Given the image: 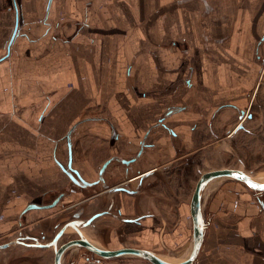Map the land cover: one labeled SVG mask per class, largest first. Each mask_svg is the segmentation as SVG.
Masks as SVG:
<instances>
[{"label":"crops","instance_id":"crops-1","mask_svg":"<svg viewBox=\"0 0 264 264\" xmlns=\"http://www.w3.org/2000/svg\"><path fill=\"white\" fill-rule=\"evenodd\" d=\"M262 90L264 0H0V244L22 233L49 240L77 211L85 219L105 210L118 186L93 191L88 180L110 157L144 147L140 166L156 174L148 182L160 177L164 186L141 188L135 210L154 217L137 225L105 214L82 231L99 247L184 261L193 249L192 193L164 171L189 158L195 173L239 169L264 183ZM244 109L253 110L252 133L233 131ZM108 171L113 181L118 170ZM61 193L54 207L26 210ZM260 201L264 191L212 180L202 191L205 235L192 264H264ZM70 232L62 242L76 237ZM88 252L73 247L62 264H88ZM102 264L153 263L124 254Z\"/></svg>","mask_w":264,"mask_h":264},{"label":"water","instance_id":"water-1","mask_svg":"<svg viewBox=\"0 0 264 264\" xmlns=\"http://www.w3.org/2000/svg\"><path fill=\"white\" fill-rule=\"evenodd\" d=\"M172 112V110L168 111V113ZM75 126L72 127V129L68 132V145H69V168L71 169L72 164V149H71V133ZM142 150H140L141 152ZM112 158L107 159L101 168L99 169V174L103 173L107 165L110 163ZM66 173L70 176V178L75 183H80L79 180L73 175V173L70 170H67L64 168ZM73 171L76 172V170L73 169ZM218 178H227V179H234L237 181L242 182L246 187L250 188L251 190L256 191L257 193L264 191V183L258 182L250 177V175L239 169H232V168H226V169H218L213 170L209 172L203 173L200 178L198 179L197 183L194 186V189L192 191L191 201H190V215L192 217L193 221V236H194V245L193 249L187 259H185L182 262L179 263H171L166 261L165 259L161 258L160 256L156 255L154 252L147 248L143 247H134V246H122L118 248H109V247H99L92 243L88 238L84 236V233L82 231V228L90 225L94 220H96L98 217L103 216L105 214H109V212L106 211H100L94 213L91 217L88 219H81L80 218V211H77L74 214L73 219L65 222L64 224L58 225L56 228V233L54 234L52 240L49 242V240H44L39 237L26 235L25 239H21V237H17L13 241L5 242L3 244H0V249L7 248L14 243L20 244L23 247L26 248H52L53 249V264H62V258L66 251L73 247H84L89 252H92L96 254L97 256H100L102 258H110V257H117L124 254H131L140 256L144 259H147L153 264H192L202 247V243L204 240L205 235V227L206 223L203 218V214L201 211V197H202V191L203 189L214 179ZM84 184H88L86 181H84ZM90 184V183H89ZM123 188L116 187L112 189L114 192L119 191ZM112 191V192H113ZM63 193L59 194L51 203L45 204V205H38L35 203H31L27 206L26 210L31 208H51L54 207L62 198ZM261 206H263V202L260 201ZM69 231H73L77 234L76 237L70 238L67 241L62 242V238L68 234Z\"/></svg>","mask_w":264,"mask_h":264},{"label":"flooded vegetation","instance_id":"flooded-vegetation-1","mask_svg":"<svg viewBox=\"0 0 264 264\" xmlns=\"http://www.w3.org/2000/svg\"><path fill=\"white\" fill-rule=\"evenodd\" d=\"M252 109L251 110L244 109L238 112L237 122L235 124L233 131L252 133V131H250L249 128L247 127V122L253 119ZM140 150L142 151L140 152ZM144 150L145 149L143 147L133 154L131 153L126 156L110 157L112 159L105 168V170L103 171V173L101 174V176L99 174V169L103 164L98 166L96 178L94 180L88 181L90 183V186L93 188V191L99 189V186H105L107 184L111 186H118L120 188H123L119 190V192L117 193L116 201L105 209L109 212L112 218L117 219L122 223L142 225L144 219L154 217L155 214L153 212H146L140 214L136 213L135 210L136 206H138V203L141 199L140 197L142 191L141 188L143 189L147 188L152 190L156 186H164L162 183V179L160 177H157L158 182L156 181L153 183L148 182L149 178L156 174H155V170L151 168L146 169L140 166V155ZM233 157L236 159L239 165H242L244 163L243 158L238 153H234ZM112 165L117 168L118 175L113 181H107L103 174L107 169H110ZM192 168L195 171L194 162L191 161L189 158H186L180 161L179 163H177L176 165L169 167L164 172L167 175H171V173H176L178 175V173H180L188 177L189 172ZM196 174L198 175V178H200V176L202 175V169H197ZM75 188L76 187L74 185L72 189L75 190ZM117 204H119L120 206ZM105 210H101V211H105ZM94 213L87 216L85 219H88ZM58 225L59 224L56 223V227ZM23 237H25L24 233H22L21 239H23ZM84 259L88 264H102L106 258H102L92 252H88L87 255L84 256ZM24 261L30 262V260H24Z\"/></svg>","mask_w":264,"mask_h":264},{"label":"rangeland","instance_id":"rangeland-1","mask_svg":"<svg viewBox=\"0 0 264 264\" xmlns=\"http://www.w3.org/2000/svg\"><path fill=\"white\" fill-rule=\"evenodd\" d=\"M262 93H263L262 94L263 98H261V101L264 102V91ZM197 178H198V175L195 173L193 168L190 170L188 177L180 173H178L177 175L178 184L182 186H186L188 196H191V193L194 189ZM260 179H263V178H260ZM108 187H115V186H111L107 184L105 186H99V189L105 190V189H108ZM52 211L56 212V208H54ZM62 224L63 223H61V226ZM57 230L56 228H54V230L51 231L50 235H48L49 240L54 236ZM70 233H73L75 236H77L75 232H70ZM189 239H190L189 247L191 250L194 244V239H193L191 232L189 233ZM8 251L9 253L6 254L5 257L2 259V262L4 264H53V249L52 248L33 249V248H26L18 244H13L11 247L8 248ZM166 253H169V252H166ZM83 254L87 255V253H83ZM24 260H30V262H25ZM70 264H73V261H71Z\"/></svg>","mask_w":264,"mask_h":264},{"label":"bare ground","instance_id":"bare-ground-1","mask_svg":"<svg viewBox=\"0 0 264 264\" xmlns=\"http://www.w3.org/2000/svg\"><path fill=\"white\" fill-rule=\"evenodd\" d=\"M251 177V176H250ZM257 178H259V177H252V179H254V180H257ZM88 181H90V180H88ZM52 239H50L49 240V242L51 241Z\"/></svg>","mask_w":264,"mask_h":264}]
</instances>
